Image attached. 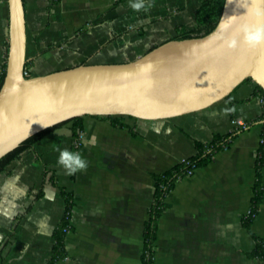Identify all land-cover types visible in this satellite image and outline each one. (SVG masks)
Wrapping results in <instances>:
<instances>
[{"label":"crops","instance_id":"0c3cea01","mask_svg":"<svg viewBox=\"0 0 264 264\" xmlns=\"http://www.w3.org/2000/svg\"><path fill=\"white\" fill-rule=\"evenodd\" d=\"M24 0L29 77L83 64L127 63L196 26L199 0ZM10 9L0 0V88L9 48ZM256 85L244 82L211 107L164 119L84 117L85 148L65 123L41 137L0 176V264H47L66 212L74 209L66 255L57 264H144L145 234L156 176L198 155L197 142L236 133L231 146L176 183L157 221L154 264H264V197L245 224L257 182L264 109ZM243 120L246 129L232 121ZM78 143V144H77ZM80 143V144H79ZM80 151L86 170L69 175L57 149ZM264 186V168L262 170Z\"/></svg>","mask_w":264,"mask_h":264},{"label":"water","instance_id":"95a60500","mask_svg":"<svg viewBox=\"0 0 264 264\" xmlns=\"http://www.w3.org/2000/svg\"><path fill=\"white\" fill-rule=\"evenodd\" d=\"M8 2L0 159L29 138L76 118L172 119L211 107L248 79L264 83V43L252 46L245 39V29L264 24V18L242 6L249 0H225L217 28L203 38L171 40L127 63L83 64L36 77L25 75L24 0Z\"/></svg>","mask_w":264,"mask_h":264},{"label":"trees","instance_id":"16d2710c","mask_svg":"<svg viewBox=\"0 0 264 264\" xmlns=\"http://www.w3.org/2000/svg\"><path fill=\"white\" fill-rule=\"evenodd\" d=\"M60 0H53V4L58 3ZM225 0H199V7L196 13V26L192 29L179 28L178 35L173 40H187L194 38H203L211 34L218 26L222 13L224 10ZM6 72V65L4 73L1 77V87L4 82ZM245 82H252L251 79ZM256 85V84H255ZM256 95L260 96L264 100V90L256 85ZM1 89V88H0ZM264 109V103H263ZM95 118L101 120H109L114 125L125 127L122 119L124 116H95ZM133 118V117H131ZM83 119L76 118L66 123H74L73 137L77 142H80L81 133L84 131ZM264 119V116H263ZM65 124V123H64ZM62 125V124H61ZM60 125L47 129L22 143L14 151L8 153L0 159V176L5 173L9 166L16 160L20 159L27 151L32 150L35 143L44 135L58 128ZM236 133H231L227 136H216L214 141L209 144H203L197 142V148L199 153L197 156L189 158L175 167L171 168L167 172L156 176V191H155V203L151 211V218L147 225L145 234V249L143 254L144 264H154L155 257V241L157 232V221L161 217L165 208V199L169 192L175 187L176 183L181 179L188 176L189 171L195 172L198 168L204 167L209 164L213 157L220 151H223L231 146ZM264 139V131L262 134ZM78 144V143H77ZM80 144V143H79ZM257 182L255 186V197L252 201V207L249 215L245 219V224L249 227L255 217L258 214L260 204L264 197V186L262 182V170L264 168V143L261 144L258 159H257ZM61 192L66 201V212L60 227L55 233L56 244L53 250V254L47 264H57V262L63 259L66 255L65 239L67 233L70 231V221L73 214L74 203L72 195L61 188ZM257 255L264 256V246L259 241Z\"/></svg>","mask_w":264,"mask_h":264},{"label":"clouds","instance_id":"9594fccd","mask_svg":"<svg viewBox=\"0 0 264 264\" xmlns=\"http://www.w3.org/2000/svg\"><path fill=\"white\" fill-rule=\"evenodd\" d=\"M242 6L257 17L264 18V0H249L247 4ZM129 7L136 12H140L141 10L148 11L149 5L147 4V0H129ZM245 32V39L247 43L252 46L264 43V24L254 29H245ZM257 83L260 82L258 81ZM260 86L264 87V83H260ZM42 126L45 127L44 125ZM80 142L85 148L95 146L96 137L94 135L91 137L81 135ZM57 151L59 153L57 163L59 166L63 167L69 175H74L79 171L87 169L88 161L80 151H72L68 148L57 149Z\"/></svg>","mask_w":264,"mask_h":264},{"label":"built area","instance_id":"2783aa9c","mask_svg":"<svg viewBox=\"0 0 264 264\" xmlns=\"http://www.w3.org/2000/svg\"><path fill=\"white\" fill-rule=\"evenodd\" d=\"M25 75L28 76L27 71H25ZM261 102L263 104L264 103V100L261 99ZM232 123L239 130L246 129L248 127L247 123L245 121H243V120L235 119V120L232 121ZM262 143H264V139L263 138L261 139V144ZM193 174H194L193 171H189L188 172V176H192Z\"/></svg>","mask_w":264,"mask_h":264}]
</instances>
